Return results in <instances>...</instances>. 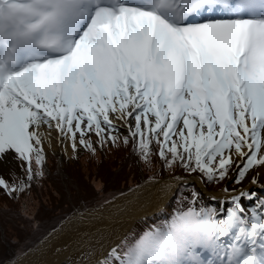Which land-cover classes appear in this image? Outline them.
Wrapping results in <instances>:
<instances>
[{
  "label": "snow or ice",
  "instance_id": "snow-or-ice-1",
  "mask_svg": "<svg viewBox=\"0 0 264 264\" xmlns=\"http://www.w3.org/2000/svg\"><path fill=\"white\" fill-rule=\"evenodd\" d=\"M117 122L146 163L230 183L81 264H264V197L245 184L264 188V0H0V160L31 181L45 127L95 154Z\"/></svg>",
  "mask_w": 264,
  "mask_h": 264
},
{
  "label": "rangeland",
  "instance_id": "rangeland-1",
  "mask_svg": "<svg viewBox=\"0 0 264 264\" xmlns=\"http://www.w3.org/2000/svg\"><path fill=\"white\" fill-rule=\"evenodd\" d=\"M117 125L122 128L121 130H127V128L117 122ZM45 129V128H44ZM43 129V130H44ZM87 139V137H86ZM46 142V140H44ZM48 143V142H47ZM68 143V140H61V146H65L64 144ZM79 149H81V145H77V150L73 151L72 147L70 151H58L52 150L50 148H45L44 149V154L45 157L47 158L50 153H55L56 156H58L57 162H55V167L53 166L51 162V168L49 169L48 175L50 174L49 180H47L44 185L39 188V190L36 191V193L33 195V198L31 199V202L29 204V201L25 202V205H28V207H21L17 203L12 202V201H6L0 197V214L2 217H0V264H7L8 262H13L15 261L18 256L21 254L29 252L31 249L36 248L39 244V242L44 238H42L39 242H37L35 245H32L29 247V245H26L23 249L17 251L19 248H21L23 245L22 241V235L18 233L16 230L11 231V237L16 238L19 240L18 242V247L15 249V245L10 244V239H8L5 236V230L3 225H11L15 220L18 218V213L19 210H25L29 207H32L36 209L37 206H42L45 207V209H38V216L35 217V219L39 222L42 221L41 218H44L42 223L39 224L43 228L49 226L50 224L53 223V221H56V218L61 216V222L65 220L69 215H71L74 211H87L91 208L95 207H102L111 201H113L116 197L120 195H124L130 190L134 189L137 187L139 184H141L144 180H157V179H163L166 177H171V176H177L180 177L183 174H175L174 172H168L167 175H160L158 174L149 176V178H144L140 180V182L136 185H134L132 188L127 190V192H123L117 196H114L111 199H104L101 189L103 188V183L99 176L102 175L101 172L98 171L97 166H86L87 162L83 158L80 159V162L82 165L77 164L75 165L74 162H68L71 164H66L64 161V158L71 159L72 156H75L79 153ZM34 160V159H33ZM54 163V162H53ZM34 164V163H33ZM45 165L47 163H44ZM35 165V164H34ZM28 167V165H25L23 161L18 160L15 158V156L9 155L7 159L5 160H0V178H3L4 180H8L10 183L15 180V178H21L23 177L24 173H26L25 167ZM57 170V172H54ZM236 169L235 167L232 168V171L230 172V176L234 178V173ZM52 173V176H51ZM58 173V174H57ZM64 174L68 175V179L66 177H63ZM251 175V173H250ZM184 177H188L186 175H183ZM190 177H194L193 180L190 178H187L186 181L185 179H182L177 186L175 187V190L173 191L172 195L167 199V201L164 203V207H162L160 210L158 209L157 211L152 212L150 215H147L145 219L137 218L132 226L121 236H125L132 231L138 232L137 229H144L146 228L147 225H149V220L154 223V228L155 227H163L167 223H170L171 221V214L168 213L165 208L170 207V211L175 212V211H180L184 210L188 206V202L191 199V193L194 191L191 189L192 185H196L195 179H200L201 181V186L202 189L199 188V193L200 197L197 201V206L203 204V205H210V204H215L217 200L220 198L215 197L216 199H213L214 195H217L221 192H223V189L226 185L230 183L229 180L222 181L223 184L219 188H215L212 186H207L203 182V178L200 175V173L193 174ZM87 179L92 181V184L98 189V198L97 199H90L92 195V189L90 186L85 182ZM133 178H130L129 184L133 185L135 182H132ZM63 182V184H62ZM67 182V183H65ZM247 183L248 186V181H245V184ZM185 185L186 187L182 190L181 192V198L176 200L175 202L172 201L174 199L175 193L178 191L179 186ZM190 186V187H188ZM233 187H239L238 185H232ZM250 190L257 192L259 196L264 197V191L260 189L258 185H251L249 184L248 186ZM58 192H57V191ZM60 193V195H59ZM90 197V198H89ZM61 198V203L60 204H54L53 208L51 205H53V201L55 203V200L53 199H59ZM101 198V199H100ZM36 201H39L38 204ZM67 201V204L65 202ZM86 203H91V205H87ZM208 203V204H207ZM249 204V203H248ZM246 204V205H248ZM16 208L18 210H16ZM68 214L65 216V214ZM159 215V216H158ZM17 216V217H16ZM20 217V216H19ZM154 219H157L155 221H152ZM168 219V220H167ZM59 221V222H60ZM60 222V223H61ZM4 223V224H3ZM59 223V224H60ZM3 224V225H2ZM58 224V225H59ZM2 225V226H1ZM36 225V224H34ZM57 225V226H58ZM57 226H55L53 229H55ZM15 227V225H14ZM150 227H153L151 225ZM52 229V230H53ZM7 232H10L7 230ZM26 232V231H25ZM47 235V234H46ZM45 235V236H46ZM119 240V239H118ZM117 240V241H118ZM24 241H27V238H25ZM116 241V242H117ZM115 242V243H116ZM67 264V263H64Z\"/></svg>",
  "mask_w": 264,
  "mask_h": 264
},
{
  "label": "bare ground",
  "instance_id": "bare-ground-1",
  "mask_svg": "<svg viewBox=\"0 0 264 264\" xmlns=\"http://www.w3.org/2000/svg\"><path fill=\"white\" fill-rule=\"evenodd\" d=\"M44 132L46 134L44 149L50 148L56 152L70 151L71 143L68 141L65 146H61L58 132L51 130L49 133L46 127ZM182 179L171 176L144 180L130 192L116 197L102 207L74 211L44 236L36 248L7 264H81V253L87 244L96 243L97 238L104 240L105 248L109 242L115 243L137 218L146 217L160 210ZM259 180L260 184L264 185V172L261 173ZM195 181L200 184V179L197 178ZM260 189L264 191V188ZM223 196L224 192L214 195L217 198Z\"/></svg>",
  "mask_w": 264,
  "mask_h": 264
},
{
  "label": "trees",
  "instance_id": "trees-1",
  "mask_svg": "<svg viewBox=\"0 0 264 264\" xmlns=\"http://www.w3.org/2000/svg\"><path fill=\"white\" fill-rule=\"evenodd\" d=\"M119 138L114 145L111 141H109L107 144H105L103 147L100 146V141L97 137L94 135H91V141L95 148V154H93L91 151L86 150L83 146H81V149H79V153L75 156H72L71 159L64 158V161L66 164H71L68 162H74L75 165L81 164L80 159L83 158L86 160L87 164L86 166H97L98 171L102 173L99 178L101 179L103 183V188L101 189L102 195L104 199H111L114 196H117L123 192L129 191L130 188H132L134 185L138 184L140 180L144 178H149V176H153L158 174L160 175H167L168 172H174L175 174H183L186 176H192L196 173H187L185 172L181 167H175L172 169H169L165 167L164 162L156 155H153L151 157V162L146 163L143 159H141L140 155L134 151V147L132 143H129L128 145H125L123 143L124 137L128 136V131H119ZM58 156H56L53 153H50L48 157L45 159L46 165H43V175H37V173L40 171V167L36 165L35 159L32 163V172H33V178L31 181L28 180V173L26 166L24 167L26 170V173H24L23 177L20 179L15 178L13 182H9L8 180H5L10 186H16L19 187L21 183L25 185H30L28 187H25L24 191H16L9 194L6 192L3 188H0V197L6 201H12L17 203L19 206L28 207V205H25L24 203L29 201V204L31 202V199L33 198V195L36 193L39 188H41L44 183L49 180L50 174L48 175L49 169L51 168V162L53 166L55 167V162ZM54 162V163H53ZM25 165H27L24 162ZM232 171V170H231ZM54 172H57L55 170ZM198 173V172H197ZM58 174V173H57ZM201 175V174H200ZM52 176V173H51ZM202 176V175H201ZM63 177H66L68 179V175L64 174ZM130 178L132 179V182H135L133 185L129 184ZM203 182L207 186H212L215 188H219L223 182L220 183H209L203 176ZM226 181V180H225ZM90 188L92 189V195L89 197L90 199H97L98 198V189L92 184V181L87 179L85 181ZM67 183V182H65ZM63 184V182H62ZM185 185L179 186L178 191L175 193L174 199H172L171 203L179 200L181 198V192L185 188ZM190 187V186H188ZM191 189H193L195 192L199 193V189L196 185H192ZM57 191V190H56ZM58 192V191H57ZM200 194V193H199ZM60 195V193H59ZM101 199V198H100ZM55 200V203L53 201V205L51 207L53 208L54 204H60L61 198L59 199H53ZM37 204L39 201H36ZM67 204V201L65 202ZM87 205H91V203H86ZM38 209H45V207L37 206L36 209L29 207L25 210H19L20 213H18V218L13 222L11 225L2 224L5 230V236L10 239V244L15 245V249L18 247V242L16 238L11 237V231L16 230L20 235H22V243L24 246L19 248L17 251L23 249L26 245L32 246L35 245L37 242H39L46 234H48L55 226H57L61 221V216L56 218V221H53L52 224L49 226L43 228L39 224L42 223L44 218H41L42 221H37L35 217L38 216ZM16 210H18L16 208ZM165 210L171 214V218L175 215V212L170 211V207H166ZM68 214L66 213L65 216ZM20 216V217H19ZM159 216V215H158ZM0 217L2 215L0 214ZM17 217V216H16ZM157 219H154L152 221H155ZM60 221V222H59ZM155 223V222H154ZM149 220V225L146 226L144 229H137L139 233L143 230L149 229L151 225L154 224ZM36 224V225H34ZM1 225V226H2ZM15 225V227H14ZM10 231V232H7ZM26 231V232H25ZM134 232V231H132ZM131 232V233H132ZM25 238H27V241H24Z\"/></svg>",
  "mask_w": 264,
  "mask_h": 264
},
{
  "label": "water",
  "instance_id": "water-1",
  "mask_svg": "<svg viewBox=\"0 0 264 264\" xmlns=\"http://www.w3.org/2000/svg\"><path fill=\"white\" fill-rule=\"evenodd\" d=\"M178 176V175H177ZM180 178L185 179L184 181H186L187 178H190L191 180H193L194 177H184L183 175L180 176ZM197 185L202 189V186L196 181ZM144 218V217H143Z\"/></svg>",
  "mask_w": 264,
  "mask_h": 264
}]
</instances>
